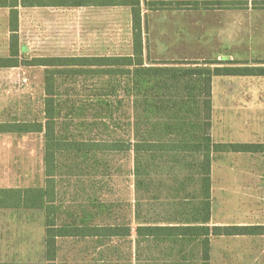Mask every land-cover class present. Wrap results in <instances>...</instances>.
I'll list each match as a JSON object with an SVG mask.
<instances>
[{"label": "rangeland", "instance_id": "rangeland-1", "mask_svg": "<svg viewBox=\"0 0 264 264\" xmlns=\"http://www.w3.org/2000/svg\"><path fill=\"white\" fill-rule=\"evenodd\" d=\"M141 1L148 64L191 67L214 66L212 62L222 59L241 65L264 62V0H228L239 5L209 9H149V2L161 0ZM9 14V8H0V56L9 55ZM131 28L129 6L19 8V39L25 59L128 54L132 50ZM44 70L25 65L0 68V122L45 120ZM213 103L214 140L230 141L232 136L222 131L228 124L234 129V140L264 142V76L215 77ZM115 126L112 134L107 129L88 134L123 137L122 122ZM44 144V133H0V187L44 186ZM102 159L105 165L98 174L77 170L60 178L59 192L70 207L78 208L83 201L99 196L110 204L112 215H105L109 222H130L135 230L138 222L160 216L175 202L182 203L179 197L187 196L190 189L174 192L172 197L177 194L178 199L171 197L167 200L171 205H166L163 199L172 192L162 190L158 181L166 182L167 176L156 175L153 190L161 198L154 200L151 213V207L142 201L144 213L138 218L140 193L135 186L133 152L107 153ZM213 164L211 224H264V153H218ZM59 244L58 264L138 262L135 231L131 238L103 244L72 238L60 239ZM211 244V264H264V236H213ZM155 247L152 254L156 258ZM0 261H45L42 210H0Z\"/></svg>", "mask_w": 264, "mask_h": 264}, {"label": "trees", "instance_id": "trees-1", "mask_svg": "<svg viewBox=\"0 0 264 264\" xmlns=\"http://www.w3.org/2000/svg\"><path fill=\"white\" fill-rule=\"evenodd\" d=\"M141 0H0L9 8V55L0 56V68L44 67L45 120L0 122V133H44L45 185L26 189L0 188V209H34L45 213V261H0V264H58L60 239L93 240L100 244L133 237L138 245L137 264H211L213 236H264V224L220 225L212 220V166L218 153H264V142L214 140L213 83L222 76H264V62L238 64L215 60L214 66L176 67L148 64L145 55ZM129 6L132 50L128 54L21 56V6ZM228 0L152 1L149 9L230 8ZM197 63V62H194ZM127 109H126V108ZM122 122L123 137H90ZM112 123H115L112 125ZM115 126V127H114ZM132 151L136 191L140 193L136 217L143 202L153 212L154 178L166 174L160 188L172 194L185 188L187 196L160 216L135 226L109 222V205L99 196L70 207L59 192L63 174L80 171L98 174L102 155ZM105 170V169H104ZM172 181L174 186L169 184ZM176 184V185H175ZM142 193V194H141ZM142 198V199H141ZM155 247L154 257L152 249ZM152 255V257H148Z\"/></svg>", "mask_w": 264, "mask_h": 264}, {"label": "crops", "instance_id": "crops-1", "mask_svg": "<svg viewBox=\"0 0 264 264\" xmlns=\"http://www.w3.org/2000/svg\"><path fill=\"white\" fill-rule=\"evenodd\" d=\"M213 129H214V125H213V128H212V134H213V137H214ZM222 131L224 132L225 135H230L232 137H231L230 141H219V142H255V141H246L245 139H240V138L234 140V135H233L234 134V129H229L228 124L224 127V130H222ZM238 134H239V132H237V135ZM238 136H243V135L239 134ZM256 142H260V141H256ZM230 154H245V153L238 152V153H230ZM247 154H249V153H247ZM252 154H257V153H252ZM212 170H213V166H212ZM0 188H9V187H0ZM0 210L1 211L2 210L5 211V210H11V209H0Z\"/></svg>", "mask_w": 264, "mask_h": 264}]
</instances>
